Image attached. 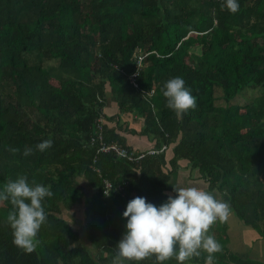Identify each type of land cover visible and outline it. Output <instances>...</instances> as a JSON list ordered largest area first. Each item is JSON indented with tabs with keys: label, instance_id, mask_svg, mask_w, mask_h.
Wrapping results in <instances>:
<instances>
[{
	"label": "trees",
	"instance_id": "trees-1",
	"mask_svg": "<svg viewBox=\"0 0 264 264\" xmlns=\"http://www.w3.org/2000/svg\"><path fill=\"white\" fill-rule=\"evenodd\" d=\"M223 3L0 0V190L24 174L54 193L32 253L14 245L11 204L0 202V264H112L128 202L141 196L159 207L175 196L170 179L182 167L264 235V0H238L235 14ZM177 76L197 100L181 118L162 96ZM110 97L155 144L139 162L90 146L102 116L104 141L131 150L109 128L119 121L105 114ZM47 139L50 149L35 150ZM26 146L33 155H23ZM226 230V221L210 229L223 246L216 264H263L232 255ZM206 255L185 264H204Z\"/></svg>",
	"mask_w": 264,
	"mask_h": 264
},
{
	"label": "clouds",
	"instance_id": "clouds-1",
	"mask_svg": "<svg viewBox=\"0 0 264 264\" xmlns=\"http://www.w3.org/2000/svg\"><path fill=\"white\" fill-rule=\"evenodd\" d=\"M225 7L235 14L240 5L238 0H224L222 8ZM162 96L178 118L197 107L196 98L179 76L164 83ZM52 146V139H47L35 145V150L45 152ZM9 151L17 154L20 150L10 148ZM33 154V148L26 146L23 155ZM174 191L175 196H169L159 207L141 196L128 202L123 212L126 232L116 246L118 251L112 264H139L151 256H155L157 264L173 257L178 264H185L203 253H207L204 264H216L215 254L222 252L223 246L210 229L217 221L228 220L230 205L196 187L174 188ZM110 194L105 191L106 196ZM53 196L51 185L29 182L24 174L8 181L0 190V202L11 204L6 221L12 229L13 243L22 251L32 253L40 243L38 233L48 222L44 202Z\"/></svg>",
	"mask_w": 264,
	"mask_h": 264
},
{
	"label": "crops",
	"instance_id": "crops-1",
	"mask_svg": "<svg viewBox=\"0 0 264 264\" xmlns=\"http://www.w3.org/2000/svg\"><path fill=\"white\" fill-rule=\"evenodd\" d=\"M109 97V95H108ZM107 117L118 115V123L110 122L109 128L116 130V133L124 139L125 145L137 152L149 151L154 147V142H151L146 136L139 134L143 126V122L136 114H120L115 105V99L110 97L107 100L105 107ZM184 171V172H183ZM187 170L182 167L178 172L171 176L170 183L177 189L196 187L207 192V185L189 178V173L184 175ZM193 182V183H191ZM217 200L222 201V198L216 192H210ZM227 230L223 239L226 240L227 249L232 255L242 260H252L259 263H264V235L260 236L253 229H250L238 221L234 215L230 213L226 221Z\"/></svg>",
	"mask_w": 264,
	"mask_h": 264
},
{
	"label": "built area",
	"instance_id": "built-area-1",
	"mask_svg": "<svg viewBox=\"0 0 264 264\" xmlns=\"http://www.w3.org/2000/svg\"><path fill=\"white\" fill-rule=\"evenodd\" d=\"M137 58V67H140V64L142 60L144 59V56L139 54L136 56ZM139 69V68H138ZM137 73L133 74L130 76V81L136 87L135 84V78H136ZM147 95L150 97L153 95V91H150L147 93ZM102 123H103V117L100 116L97 121H96V129L94 136L91 137L90 139V146L96 145V153H103V154H115L117 157L127 159L128 161H138L141 158L144 157L143 152H137L135 150H130L127 147H123L117 143H107L104 141V136H103V128H102ZM157 153L156 151H150L148 154H154ZM95 172L97 174H100V171L98 169H95ZM112 188V184L108 182L107 180L104 181V194L105 191L108 193L110 189Z\"/></svg>",
	"mask_w": 264,
	"mask_h": 264
},
{
	"label": "rangeland",
	"instance_id": "rangeland-1",
	"mask_svg": "<svg viewBox=\"0 0 264 264\" xmlns=\"http://www.w3.org/2000/svg\"><path fill=\"white\" fill-rule=\"evenodd\" d=\"M186 170H187V172L189 173V175H190V173H193V175H191V179L194 178V177H196V175H195V173H194L195 171H190V169H186ZM183 172H184V171H183ZM188 173L185 172L184 175H187ZM193 180H194V179H193ZM191 183H193V182H191ZM68 219H69V217H68ZM73 220H74V219H73ZM73 220H72V221H73ZM76 224H77V223H76ZM226 246H227V244H226ZM263 264H264V263H263Z\"/></svg>",
	"mask_w": 264,
	"mask_h": 264
},
{
	"label": "bare ground",
	"instance_id": "bare-ground-1",
	"mask_svg": "<svg viewBox=\"0 0 264 264\" xmlns=\"http://www.w3.org/2000/svg\"><path fill=\"white\" fill-rule=\"evenodd\" d=\"M120 158V157H119ZM142 159H144V158H142ZM139 162V161H138Z\"/></svg>",
	"mask_w": 264,
	"mask_h": 264
}]
</instances>
